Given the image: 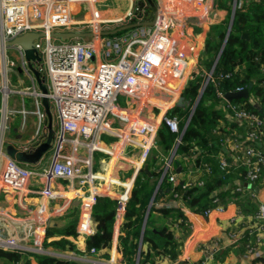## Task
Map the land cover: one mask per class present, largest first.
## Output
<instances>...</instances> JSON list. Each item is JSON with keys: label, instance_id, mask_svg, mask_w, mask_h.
Here are the masks:
<instances>
[{"label": "built area", "instance_id": "obj_1", "mask_svg": "<svg viewBox=\"0 0 264 264\" xmlns=\"http://www.w3.org/2000/svg\"><path fill=\"white\" fill-rule=\"evenodd\" d=\"M81 1H86L88 6L107 2L0 0V91L5 107L0 111V147L11 143L30 151L47 136V115L41 92L24 51L19 45L6 47L3 44L28 31L43 33L35 43L41 60L34 63L47 79L54 127L51 147L37 163L25 164L6 156L0 170V195L36 197L39 214L32 224L27 217L14 219L0 212V220L7 219L19 230L6 239L0 237V247L44 252L43 241L53 211L48 209L59 204L56 215L78 206L77 237L87 240L96 232L93 209L99 196L117 200L115 223L121 224L135 178L153 149L158 147L159 128L165 124L178 133L176 146L181 140L186 124L181 127L180 117L172 110L180 106L179 100L188 80L202 73L200 93L211 81L216 83L217 56L210 68L203 66L200 63L202 55H197L188 30L191 19L206 16L212 0H189L190 7L184 5L185 0H158L152 24L138 25L128 33L113 30L125 24L131 12L110 17L101 16L94 8L89 18L74 17L72 7ZM240 5V0H233L232 8ZM57 30L89 34L64 40L52 35ZM10 48L16 51V58L9 56ZM15 66L19 74L30 80L26 88L8 87L7 73L15 70ZM4 88L9 91L4 92ZM13 92L26 94L32 101L26 103L23 99L19 109L10 108L9 96ZM120 97H124V104ZM223 97L233 109L236 121L246 119L264 133V116L246 111L239 104L229 102L225 95ZM199 101L200 96L191 104L189 116ZM17 112L22 116L19 124H15L12 117ZM12 124L16 126L13 132ZM239 137L235 132L226 143L233 149H240L244 161L253 164L249 178L255 181L260 175L258 164L264 165V155L251 137L240 140ZM175 148L168 154H161L159 180L168 176L172 183L176 182V175L169 172ZM2 156L0 150V165ZM122 162L133 167L128 174L130 168ZM118 163L120 171L116 173ZM221 163L226 166L228 161L223 157ZM213 202L217 205L207 209L204 215L225 210L219 197H214ZM153 203L152 199L149 208ZM255 220L257 231L264 232V203L259 204ZM88 250L93 254L98 251L94 246ZM213 254L214 250L209 248L201 261L182 264H210Z\"/></svg>", "mask_w": 264, "mask_h": 264}, {"label": "trees", "instance_id": "obj_2", "mask_svg": "<svg viewBox=\"0 0 264 264\" xmlns=\"http://www.w3.org/2000/svg\"><path fill=\"white\" fill-rule=\"evenodd\" d=\"M241 5L235 9L230 32L222 48L214 69L215 81L206 85L200 93L204 80L202 73L194 74L182 91V104L172 110L180 117L181 127L185 130L176 146L178 133L171 131L165 124L157 132V148L153 149L147 161L150 173L143 168L137 174L131 195L125 206L124 219L121 222V234L118 251L121 259L129 264H169L176 259L181 243L175 236L178 226L186 225V218L180 208L154 204L149 208L150 201L157 204L178 199L184 206L190 207L198 214L204 215L209 208L217 203L213 198L222 188L240 186L248 189L246 183L259 184L264 179V165H259V177L255 181L249 178V172L254 170L253 164H247L242 159L231 162L229 152L223 147H230L226 139L237 132L240 139L251 137L258 149L264 155V133L254 124L234 119V111L223 97L228 91L238 87H247L253 83L247 97L233 98L231 103L239 104L241 108L264 116V0H240ZM233 0H217L216 7L228 10L226 17L211 25V31L217 37L206 40L205 52L200 63L210 68L217 56L229 27ZM244 33L248 37L243 36ZM206 54V55H205ZM221 92V94H220ZM200 96V101L191 116L190 106ZM251 132H255L252 136ZM176 146V148H175ZM175 148L169 172L176 175L172 183L168 176L160 179L162 167L157 163L161 154H168ZM231 149L233 147H230ZM236 153L243 158L239 149ZM228 164L223 166L222 158ZM256 158V157H255ZM254 158V160H256ZM202 173L197 179L192 176ZM226 192H221L220 204L223 203ZM117 200L109 196H99L94 205L93 213L97 221V231L94 239L88 240V247L108 248L110 246ZM257 212V211H256ZM256 214V213H255ZM206 216V215H205ZM234 219L232 223H236ZM241 226L237 235L243 237L248 249L263 242L255 226ZM243 225V224H241ZM142 227L144 228L142 231ZM238 227V226H237ZM142 231V233H141ZM59 233L61 239L48 242V238ZM252 233V234H250ZM69 236L77 237L75 222L65 228L49 226L45 233L43 246L74 248ZM140 239V240H139ZM142 241V248L139 243ZM257 244V245H256ZM33 256L39 264H84L77 260L57 257L43 252L25 250L18 251L0 247V264H31Z\"/></svg>", "mask_w": 264, "mask_h": 264}, {"label": "crops", "instance_id": "obj_3", "mask_svg": "<svg viewBox=\"0 0 264 264\" xmlns=\"http://www.w3.org/2000/svg\"><path fill=\"white\" fill-rule=\"evenodd\" d=\"M138 0H107V3H110L112 6L98 8L96 4L93 6L96 10H99L101 16H110V17H120L128 12H131V17L129 16L126 23H131L133 18L135 21L140 22H151L155 13L150 8L147 12L146 8L142 10L141 13H135L136 3ZM145 4L148 5V1L144 0ZM155 4L158 5V0H154ZM216 2L211 1L210 10L207 12L204 17H195L191 19L189 26V34L191 41L196 45L197 55H203L205 52L206 40L211 38L215 40L217 37L215 33L211 31V25L215 22L221 21L226 17L228 10L224 8H217ZM105 3V2H99ZM186 7H190V1L185 0L183 2ZM233 6V4H232ZM72 13L74 17H91V7L86 3L81 6L75 4L73 7ZM232 8V7H231ZM233 11V8H232ZM232 14V12H231ZM125 23V24H126ZM150 25V24H146ZM120 26V25H119ZM136 29V27H130L121 32L128 33ZM206 55V54H205ZM7 92V90L5 91ZM12 95V93H11ZM28 98V97H27ZM31 98V97H30ZM29 101H32L31 99ZM10 99V98H9ZM26 99V98H24ZM23 100V99H22ZM2 113L0 112V121ZM22 119V116L19 115L18 121L15 124H19ZM225 152H229V157L233 158L231 162H236V160L242 159L244 162V157L241 158L240 154L236 153L239 149H231L230 147H223ZM126 168H130L131 165L122 162ZM119 163L116 165L114 170L116 173L120 171ZM111 166L107 167L110 171ZM133 169L130 168L126 173ZM151 170V168H150ZM202 173L192 176V179H197ZM248 189H237L233 187L228 190L230 186L222 188L217 195H220L221 192H226L223 203L225 204V210L223 212L214 211L210 215L198 214L188 206H184L180 200H170L166 201L163 204H157L153 200L154 206L161 207L168 204L182 210L185 218L186 225L178 226L175 230V236L178 241L181 243L180 251L176 259L172 260L169 264H182L184 262H199L204 259L205 254L209 251V248L214 250L213 258L210 264H264V232L254 231L258 234H261L263 242H259L258 245L252 250L248 249L243 237H236L237 231L241 226L249 224V221H254L250 225L255 226L256 220L255 213L258 211L259 204L264 203V179L259 184H254V182H248L245 184ZM222 198V196L220 195ZM219 197V198H220ZM153 199V198H152ZM37 201L36 197H19L15 196L12 193H2L0 195V212L12 217L14 219L27 217L28 221H31L32 224L38 218L39 211L37 210ZM60 205V204H59ZM56 205L52 209L49 226L65 228L70 223H76L79 218L78 206H74L72 209L67 212L56 215L58 212V206ZM122 217H120L119 221ZM233 218L238 219L236 223H232ZM243 224V225H241ZM238 226V227H237ZM12 222L7 219L0 220V237L6 239L11 237L13 234H17L19 230ZM31 226H28L30 228ZM33 228V225H32ZM31 228V229H32ZM142 227V231H143ZM257 230V229H256ZM97 231V224H96ZM141 231V233H142ZM121 234V224H116L114 222L113 237L108 248H100L97 253L88 252V240L83 237H73L69 236L68 239L72 240L74 243V248L69 249L68 247H54L50 244L44 246V252L57 257H65L77 260L84 264H129L124 262L121 259L122 254L118 251V246L120 242ZM252 234V233H250ZM263 234V235H262ZM54 236L48 238V242L52 240L61 239L63 236L59 233H53ZM140 240V239H139ZM215 242V243H214ZM140 248H142V241L139 243ZM260 251V255H256L255 252ZM31 258V264H39L36 258L29 256ZM136 262L133 264H138V257ZM1 263V262H0ZM11 264V263H10Z\"/></svg>", "mask_w": 264, "mask_h": 264}, {"label": "water", "instance_id": "obj_4", "mask_svg": "<svg viewBox=\"0 0 264 264\" xmlns=\"http://www.w3.org/2000/svg\"><path fill=\"white\" fill-rule=\"evenodd\" d=\"M148 1V5L145 4L144 0H138L136 3V9H135V13H141L143 9L146 8L147 12L149 11V9L151 8L153 10L154 13H156V4L154 2V0H147ZM96 6L98 8H102V7H109L112 6L110 3H97ZM235 14V7H233V11L231 14V19H230V23H229V27L227 30V34L225 37V40L221 46V49L217 55L216 60L219 58L222 48L226 42L227 36L230 32V28H231V24H232V20ZM146 24H152L151 22H140V21H135V18H133V21L131 23H126V24H122L120 26H118L116 29L113 30V32L117 33V32H121L125 29H128L130 27H136L138 25H146ZM89 34V32H82V31H78V30H71V31H61V30H57L54 31L52 33L53 36L55 37H60L61 39H69L72 37H81L84 35ZM43 35V33L41 32H35V31H28L25 32L21 35H18L16 37H14L11 40H6L3 44L6 47H12L15 45H19L22 47L25 57L28 60V66L31 69L35 80L37 82L38 88L41 92V102L42 105L44 107V110L46 112L47 115V136L45 138V140H43L40 144H38L34 149L30 150V151H26V150H22L17 148L15 145L9 143L6 144L4 147L1 146L0 150L3 153V156L1 158V165H0V170L3 168L6 156H11L12 158L16 159L17 161L21 162V163H25V164H35L37 163L45 154L46 152L50 149L51 144H52V140L54 138V127H53V113H52V106L50 105L49 102V98H48V85H47V79L46 76L39 70L38 67H36L34 61H39L41 60V55L38 52L37 48L35 47V43L38 40V38ZM243 36L248 37L247 33H244ZM2 45V43L0 42V46ZM253 83L250 82L249 85L247 87H245L244 89L241 90H236V91H228L225 96L228 100H232L233 98L236 97H247L249 95V91L252 87ZM179 104H182V97L179 100ZM157 163L160 165L161 161L158 160ZM143 169L150 173L149 167H148V163H145L143 165ZM90 239H94V234L90 236Z\"/></svg>", "mask_w": 264, "mask_h": 264}, {"label": "rangeland", "instance_id": "obj_5", "mask_svg": "<svg viewBox=\"0 0 264 264\" xmlns=\"http://www.w3.org/2000/svg\"><path fill=\"white\" fill-rule=\"evenodd\" d=\"M86 1H81L78 2L76 4L78 5H82L84 4ZM90 7H91V11H94V6L92 3H90ZM9 56L16 58V51L13 48L9 49ZM8 68V64L6 65L5 69ZM15 68V70H12L11 72L7 73V77H8V87L10 89H16V90H20L22 88H26L29 84H30V80L27 79L25 77V75L23 74H19L18 70L16 69L17 66L13 67ZM1 80V77H0ZM10 104L9 107L10 108H15V109H19L21 107V100L24 99L25 101H27L26 103H29L30 101L28 100L29 98L26 97V94H23L21 92H13L12 95L10 94ZM120 102L122 104L125 103L124 97H120ZM5 110V107H3V103H2V95H1V91H0V111L1 110ZM13 117V122L17 123L18 121V117H19V113L17 112L15 115L12 116ZM28 119L30 120V118L28 117ZM16 126L15 124H12V132L15 130ZM8 216V215H7Z\"/></svg>", "mask_w": 264, "mask_h": 264}, {"label": "bare ground", "instance_id": "obj_6", "mask_svg": "<svg viewBox=\"0 0 264 264\" xmlns=\"http://www.w3.org/2000/svg\"><path fill=\"white\" fill-rule=\"evenodd\" d=\"M3 90H4V92H5L6 90H7V92H8V91H9V88H4Z\"/></svg>", "mask_w": 264, "mask_h": 264}]
</instances>
